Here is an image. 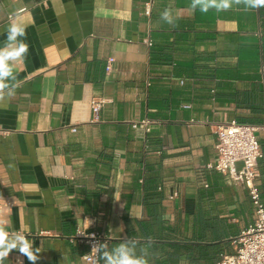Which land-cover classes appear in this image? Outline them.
<instances>
[{"label": "crops", "instance_id": "1", "mask_svg": "<svg viewBox=\"0 0 264 264\" xmlns=\"http://www.w3.org/2000/svg\"><path fill=\"white\" fill-rule=\"evenodd\" d=\"M168 7L175 28L160 18ZM10 22L27 26L30 48L14 64L16 94L0 101L5 235L33 241L37 264H85L78 230L101 232L110 248L150 237L152 264H214L235 253L254 208L244 185L208 164L219 125H264V7L0 0V46ZM92 98L106 100L96 116ZM145 118L148 132L133 127ZM257 136L264 201V130ZM16 252L5 264H30L15 263Z\"/></svg>", "mask_w": 264, "mask_h": 264}, {"label": "built area", "instance_id": "2", "mask_svg": "<svg viewBox=\"0 0 264 264\" xmlns=\"http://www.w3.org/2000/svg\"><path fill=\"white\" fill-rule=\"evenodd\" d=\"M150 12V4L146 6V13ZM113 58L108 61L110 68ZM103 98H92L91 108L96 116L105 103ZM189 108V105H184ZM152 121L145 118L134 122V128H141L144 132L150 130ZM75 129H73L74 131ZM259 130H264V125H254L231 120L217 127L216 152L217 158L209 163L208 167L227 174L236 184H242L247 188L256 215L254 223L244 229L237 239L238 248L233 254L222 253L214 264H264V201L256 183L259 177V161L263 152L257 136ZM240 163V167L236 166ZM176 192H172L170 198H174ZM76 237L84 239L88 244V252L83 256L85 264H94L91 253L92 244L102 242L104 235L99 231L85 233L78 230ZM21 258L19 252L14 253L13 259L18 263Z\"/></svg>", "mask_w": 264, "mask_h": 264}, {"label": "clouds", "instance_id": "3", "mask_svg": "<svg viewBox=\"0 0 264 264\" xmlns=\"http://www.w3.org/2000/svg\"><path fill=\"white\" fill-rule=\"evenodd\" d=\"M241 6L244 11L256 10L264 7V0H190L191 9L201 13H208L210 10L220 13ZM160 18L172 28L178 26V17L171 7L165 8ZM26 29V25L18 22H10L4 28L5 41L0 46V101L14 96L20 86L14 64L27 61L30 45L27 43ZM10 227V221L7 224L0 221V264H5L13 250L26 256L30 264H37L40 248L34 247L33 241L28 242L27 237L20 239L11 233L6 236ZM153 244L150 237L144 241L125 238L111 248L107 241H96L92 244L90 254L94 264H152L156 255L152 250ZM66 259L67 257H62V261Z\"/></svg>", "mask_w": 264, "mask_h": 264}, {"label": "rangeland", "instance_id": "4", "mask_svg": "<svg viewBox=\"0 0 264 264\" xmlns=\"http://www.w3.org/2000/svg\"><path fill=\"white\" fill-rule=\"evenodd\" d=\"M236 166L239 168V167H240V164H239V163H237V164H236Z\"/></svg>", "mask_w": 264, "mask_h": 264}]
</instances>
